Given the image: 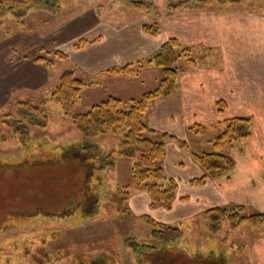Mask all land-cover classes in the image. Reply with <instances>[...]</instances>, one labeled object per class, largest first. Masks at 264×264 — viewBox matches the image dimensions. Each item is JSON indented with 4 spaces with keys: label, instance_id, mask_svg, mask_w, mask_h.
Here are the masks:
<instances>
[{
    "label": "rangeland",
    "instance_id": "374dc122",
    "mask_svg": "<svg viewBox=\"0 0 264 264\" xmlns=\"http://www.w3.org/2000/svg\"><path fill=\"white\" fill-rule=\"evenodd\" d=\"M134 1L63 0L60 11L56 15H48L42 11L34 10L28 13L22 24L17 23L10 16L0 20V164L4 161L40 160L52 155L51 152H58V145L67 146L81 140V134L76 130L71 120L65 116L60 105L47 103L41 106L39 102L50 95L60 73L65 69L72 68L68 63V58L66 60L55 58L53 51H63L68 57L69 53H78L72 47H75L74 44L80 39H91L97 35H102L107 39L106 46L111 51V47L122 45L121 41L131 38L132 28L140 16L143 17L142 22L147 23L146 20L149 18L151 20L149 22L156 21L158 23L159 18L169 8H186L189 5L210 9L219 7L218 5L205 6L197 3V0H138L142 1L143 4L138 7ZM226 6L228 9L231 8L234 14L245 13L247 10L255 12L257 14L252 15L260 20L259 23L248 22V25L242 26L241 34L248 35L242 43L236 45L238 42H232L233 47L242 49L246 42L248 49L261 50L259 56L245 54L242 58L234 59L232 57L231 70L237 71L240 59L248 66L252 64L255 68L264 67V0H246L238 5ZM236 30L233 27L231 34L234 35ZM162 35L163 33L159 37ZM117 38L119 40L113 43ZM236 47L232 49L237 50ZM105 48H101V50ZM251 53L248 52V54ZM193 54L197 58V66L202 69H218L222 66V59L215 48L212 52H208L204 48H197L194 49ZM39 57L52 59L54 63L52 66H46L42 62L34 61ZM75 73L85 82L79 101L71 109L72 113L75 114L87 111L93 104L109 95L122 99L137 97L143 92L155 88L160 78L158 70L154 67L142 68L138 75L130 77L122 76L112 70H106L94 76L81 75L76 69ZM248 75L249 80L240 77L237 72L233 76L237 80H241L246 86H251L253 84L250 83V74ZM219 93L225 92L220 90ZM232 93L237 92L232 91ZM245 93L247 95H255L256 93V99L264 100V85L260 86V89L253 86ZM161 98L166 97H160L150 102L143 114L144 121L146 114V117L151 121L157 119L158 124L159 120L163 119V114L169 110L172 112L175 110L178 114L184 112L186 116H191L192 110L189 109L191 107L181 106L177 110L178 107L171 104L172 99L158 100ZM247 99L252 101L249 96ZM26 100L32 101L34 105H40L46 119H40V124L31 125L27 133L28 139L24 141L21 137L22 133L13 131L12 127L4 123L2 118L6 115L10 117L11 114H16L17 103ZM216 106H206L207 115L211 116L214 112H221L225 109L222 107L219 110ZM228 110L231 111H228L229 113L235 114L239 107L230 106ZM217 117L219 116L216 115V118L213 117V119L209 117L214 122L208 126V131L205 134L194 133L190 129L198 122H191L186 134L170 133L168 130L159 128V126L150 127L145 122L158 133H169L187 143L188 147L185 148L180 147L174 140H169L179 146L181 154L176 149L170 150L168 154L170 164L169 167H165L166 151L164 158L159 163L163 172L175 179L176 183L178 176L193 172V169H188L187 166L184 168L187 161L192 160L194 162L191 158L192 150H212L208 139L222 131L223 126L219 122L225 119L223 115L220 116V119ZM259 122L253 123V128L257 126L256 131L259 130ZM215 123L219 124L213 126ZM118 139L117 135L109 133L98 134L93 137V141L97 143L104 154H109L117 148ZM45 141L47 142L45 143ZM229 150L228 147L222 149L223 152L231 155ZM69 161V166H71L73 159H69ZM132 162V158L116 156L113 166L105 167L96 172L100 178V185L96 187L95 194L102 209L91 211L90 216L94 217L91 219H85L79 215L65 218L43 215L31 218L18 216L20 215L19 212L24 213L35 205H43L44 199L48 197L43 187L44 179L48 181L46 191H54L56 188L54 184L55 182L58 183L57 189L53 192L58 196L60 194L59 182L63 179L65 181L62 183H73L77 178V173H67L66 166L60 165H56L54 168L50 166L46 169L36 167L29 171L24 168L16 169L7 163L5 165L2 163L0 166V199L4 193L6 196L2 198L0 204V264H78L79 261L85 262L95 257L99 258L102 253L109 257L107 264H136L131 252L124 245V240L122 244L119 234L122 235V238L133 235L139 241H144L149 230L145 231L146 233L138 231V226L131 222L132 215L125 221L115 219L117 222L110 221L114 211L113 205L109 201V195L118 186L128 182ZM178 162L182 164L180 165L183 167L182 169L177 167ZM195 164L197 165V163ZM201 174L202 170L200 169V174L192 176L189 183H191V179ZM29 183L34 187V189L31 188V194H27L28 191L25 188ZM140 191L148 194L142 189L133 190L129 199L133 193ZM10 193L15 195L12 196ZM128 200L126 201L127 205ZM150 201L149 196V206ZM245 209L252 212L249 208L245 207ZM141 215L151 217L146 213ZM146 226L148 225L146 224ZM182 230L183 237L173 247L160 253L159 261L148 264H244L246 255L243 253L244 251L239 249V245L252 243L256 238V232L246 222L240 224L236 229L229 230L227 222H225L223 227L215 231L212 239L209 240L207 239L209 231L203 214L199 215L194 234L191 233L192 229L189 227L182 228ZM126 249L132 259V262L128 259L130 263L127 261Z\"/></svg>",
    "mask_w": 264,
    "mask_h": 264
},
{
    "label": "trees",
    "instance_id": "16d2710c",
    "mask_svg": "<svg viewBox=\"0 0 264 264\" xmlns=\"http://www.w3.org/2000/svg\"><path fill=\"white\" fill-rule=\"evenodd\" d=\"M63 0H0V20L7 16L13 17L17 23L22 24L24 18L31 11H42L46 14L56 15L59 13ZM246 0H197L202 5H238ZM134 4L141 7L142 1L135 0ZM175 5V4H174ZM190 6V5H189ZM145 33L154 35L160 30V25L154 22L145 23L142 26ZM91 40L80 39L75 45L81 48ZM194 48L183 45L178 38L170 37L149 56L135 62H130L120 67H112V70L122 76H136L142 68L154 67L160 74L157 86L143 92L137 97L122 99L109 95L105 99L93 104L83 113H72L81 97L85 82L75 73L74 68L63 70L50 95L40 100V104L47 103L60 105L65 116H67L76 130L81 134L78 143L70 145H58V152L43 159L26 160L22 162L4 161L16 169L31 171L36 167L46 169L56 165L66 166L67 173H77L76 180L70 184L59 182V195L53 193L58 186L55 182L54 191H46L48 181L44 179L43 187L48 197L44 199L43 205H35L29 211L19 212L23 218H31L37 215L55 216L65 218L79 215L84 218L90 216L91 211L101 210L102 206L95 194V189L100 185L97 171L115 164V157H129L133 159L129 169V179L125 185L118 186L109 195V201L113 205V218L117 221H125L132 215L126 201L133 190H145L150 196V206L162 205L169 208L175 197L177 188L176 180L167 176L159 163L166 153V142L174 140L180 147H188L181 140L169 133H158L150 128L143 119L150 102L160 97L169 96L177 79L186 67L197 66V58L193 54ZM54 57L66 60L68 57L63 51H53ZM34 61L42 62L46 66H52L54 60L44 57L36 58ZM219 110L225 107L223 100H217ZM16 114L2 118L4 123L12 127L13 131L22 133V140L27 141V133L31 125L40 124L39 120H45L46 115L42 112L40 105H34L32 101L18 102ZM222 131L211 139H208L212 150L191 151V158L202 170V174L190 180L191 184L202 185L208 179H215L230 171L234 166L231 155L223 152L224 147L240 145L246 141L252 133V118L245 115L227 117L220 120ZM215 123L213 126L218 125ZM194 133L205 134L208 126L196 123L190 127ZM113 134L119 137L117 148L109 154H104L100 147L93 141L98 134ZM47 141H45L46 143ZM39 145H41L39 143ZM38 145V146H39ZM57 146V147H58ZM69 159L73 163L69 166ZM68 160V162H65ZM0 164V166L2 165ZM21 166V167H20ZM3 167V166H2ZM6 167V166H5ZM60 172V171H59ZM52 179V178H51ZM27 194H31L33 185L29 183L26 187ZM26 192V191H25ZM43 193V194H45ZM14 196L15 194L10 193ZM6 196L3 194L2 198ZM0 199V204L2 201ZM3 205V203H2ZM4 212H6L4 210ZM19 217V218H21ZM203 218L208 227L207 239L211 240L215 231L223 227L227 222V228L236 229L240 224H246L252 229H258L264 225L263 212H248L241 204L230 206H215L203 213ZM139 219L148 225L149 231L146 240L139 241L133 235L124 237V244L131 252L136 264H148L159 261V254L167 251L183 237L180 226L160 222L146 215ZM212 229V231H211ZM227 232V231H226ZM102 253L101 257H95L78 264H107L108 256Z\"/></svg>",
    "mask_w": 264,
    "mask_h": 264
},
{
    "label": "crops",
    "instance_id": "0c3cea01",
    "mask_svg": "<svg viewBox=\"0 0 264 264\" xmlns=\"http://www.w3.org/2000/svg\"><path fill=\"white\" fill-rule=\"evenodd\" d=\"M252 14L256 15L257 13L247 10L245 13L234 14L233 10L228 9L226 5L212 9L195 6L173 7L166 10L159 18L160 30L154 35L143 31L142 26L145 22L141 21L143 17L140 16L132 28L131 38L121 41L122 45L111 47V51L106 46L107 39L102 35L88 39L91 42L81 48L72 47L78 53H69L68 63L81 75L86 76L98 75L109 68L120 67L143 59L157 50L161 43L170 37H176L183 45L191 46L194 49L204 48L208 52H212L215 48L222 59V66L218 69L207 70L198 66L186 67L177 79L172 93L166 97L172 99L171 104L178 107L177 110L181 106L191 107L189 108L192 110L191 116H186L184 112L178 114L175 110L173 112L169 110L163 114V119L159 120L158 124L157 119L151 121L146 117V114L145 122L150 127L159 126L170 133L186 134L191 122L210 126L214 122L211 119L216 118V115L219 116L217 119H220L221 115L224 116L223 118L237 115L252 118L251 136L240 145L228 147L234 160V166L227 173L215 179H208L202 185H193L189 183V179L200 174V169L192 160L187 161L184 168L187 166L188 169H193V172L178 176L176 195L169 209L162 206L152 208L149 206L147 193L143 191L133 193L128 200V206L132 213L131 222L138 226V231L146 233L145 231L149 230V227L138 218L144 213L160 222L177 225L183 229L189 227L192 229L191 233L194 234L199 215L211 207L241 204L249 210L251 209L252 212L264 211V100L256 99V93L255 95L245 93L253 86L260 89V86L264 85V67L255 68L252 64L248 66L240 59L237 75L249 80L248 74H250V83L253 84L251 86H246L241 80H237L233 76L236 72L234 71V74L231 70L232 57L234 59L242 58L245 54L258 57L261 52V50L248 49L246 42L243 49L236 46L234 47L238 48L237 50L232 49L234 48L233 41L238 42L236 44L238 45L248 36L241 34L242 26L248 25V22L259 23L258 17ZM149 21L151 20L147 18L146 22ZM233 27L239 29L234 32V35L231 34ZM162 33L163 35L159 37ZM120 38L122 39V37ZM118 40V38L115 39L113 43ZM101 48L105 49L101 50ZM248 52L252 53L248 54ZM261 55L263 56V54ZM252 73L254 75H251ZM220 90L225 93H219ZM232 91L237 93L234 94ZM248 96L252 101L247 99ZM166 98L158 100L162 101ZM217 100L224 101L225 109L221 112L216 111L211 116L207 115L205 107L216 106ZM230 106H238V112L229 113L231 112L228 110ZM254 120L255 122L260 121L257 131L255 130L257 126L253 128ZM174 149L181 150L175 143L167 141L165 167H169L170 156L168 154L170 150ZM178 153L181 154L180 151ZM180 165L182 164H177V167L182 169L183 167ZM111 219L110 221L114 220V218ZM114 222L117 221L114 220ZM253 230L256 232L255 240L252 243L240 244L239 249L246 255L244 264H264V225ZM119 237L123 244L124 238L121 234ZM125 253L127 261L130 263L128 260L130 259L132 262L127 249Z\"/></svg>",
    "mask_w": 264,
    "mask_h": 264
}]
</instances>
